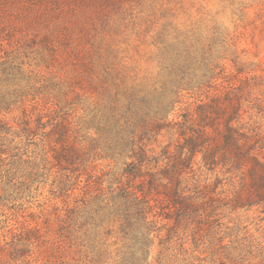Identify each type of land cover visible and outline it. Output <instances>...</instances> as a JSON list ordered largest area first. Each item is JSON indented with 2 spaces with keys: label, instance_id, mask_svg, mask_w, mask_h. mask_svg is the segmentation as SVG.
Segmentation results:
<instances>
[{
  "label": "trees",
  "instance_id": "16d2710c",
  "mask_svg": "<svg viewBox=\"0 0 264 264\" xmlns=\"http://www.w3.org/2000/svg\"><path fill=\"white\" fill-rule=\"evenodd\" d=\"M113 2L0 0V264H264L247 226L224 222L264 208V79L226 74L216 35L167 24L149 41L157 73L130 74L132 7ZM50 177L63 206L10 231Z\"/></svg>",
  "mask_w": 264,
  "mask_h": 264
},
{
  "label": "rangeland",
  "instance_id": "374dc122",
  "mask_svg": "<svg viewBox=\"0 0 264 264\" xmlns=\"http://www.w3.org/2000/svg\"><path fill=\"white\" fill-rule=\"evenodd\" d=\"M13 2L12 7H29L28 0H13ZM107 7H110L112 15L114 11L120 15V12L113 7H125L126 9L132 7L130 11H124L123 23L126 25V34L122 35L120 39L124 41L123 48L126 49L125 56H127L125 64L130 74L134 72L143 76L157 73V63L151 60L154 48L149 45V41L151 34L153 35L164 24H167L171 33H176L177 36H180L179 34L198 35V37L208 40L216 35L218 43L224 45L221 52H223L222 57H227L223 63L226 74L237 76L238 69L243 71L238 77L251 78L249 79L251 84L257 83L253 79L255 77L264 79V0H114L113 3L107 4ZM215 54H217L216 51ZM234 61H237V64ZM72 67L71 63L63 65L65 71ZM260 90H264V82L262 85L256 86V92L259 93L257 97L264 103V92L260 94ZM198 96L196 92H185L184 101L191 105V108L195 107ZM256 115L264 130L263 113ZM248 119L249 116L246 117V120ZM81 134L83 135V133ZM79 137L82 136L79 135ZM165 141L168 144L169 139ZM160 151L161 149L158 150V152ZM198 160L200 161L201 157ZM97 164L100 172L113 167V164L104 161H99ZM203 170L200 173L202 179L208 177L209 182H214L215 174L207 169L203 168ZM222 178L224 177L221 176ZM47 183L37 195L34 208H28V205L32 206L33 202L26 204L23 206L25 208L19 211L16 221H10L7 224L10 231L12 228L19 229V227L30 223L34 226L36 222L31 221L30 213H38L42 209L40 206L50 205L47 206L50 210H53V207L63 206L64 200L54 195L57 186L53 185V178L50 177ZM233 185H235L234 182L229 183L228 180H225L219 190L232 192ZM0 212L3 211L0 210ZM5 212L12 213L11 210ZM3 220H5V216L1 215L0 221ZM229 221H232L234 225L241 221L244 226H247L253 242H259L264 246V208H253L234 214L227 213L224 222ZM27 222L28 224H25ZM1 234L2 232H0V241L4 239ZM157 253L158 249L156 248L154 257ZM176 253L179 252L175 251L174 254ZM178 257L182 258L181 255ZM154 264H156L155 261Z\"/></svg>",
  "mask_w": 264,
  "mask_h": 264
}]
</instances>
